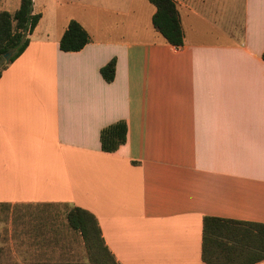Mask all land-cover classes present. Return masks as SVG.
Returning a JSON list of instances; mask_svg holds the SVG:
<instances>
[{
    "label": "crops",
    "instance_id": "1",
    "mask_svg": "<svg viewBox=\"0 0 264 264\" xmlns=\"http://www.w3.org/2000/svg\"><path fill=\"white\" fill-rule=\"evenodd\" d=\"M174 1L180 48L149 0H34L0 78V204L87 209L121 264H207L206 216L264 223V0ZM72 20L90 42L66 52ZM121 120L127 142L103 151Z\"/></svg>",
    "mask_w": 264,
    "mask_h": 264
},
{
    "label": "trees",
    "instance_id": "2",
    "mask_svg": "<svg viewBox=\"0 0 264 264\" xmlns=\"http://www.w3.org/2000/svg\"><path fill=\"white\" fill-rule=\"evenodd\" d=\"M157 10L153 24L167 42L177 48L185 43L180 13L174 0H149ZM34 13V0H21L19 8L11 13L0 11V61L4 69L20 57L31 42V34L41 20ZM90 42L83 25L72 20L60 40L66 52L80 51ZM8 54V55H7ZM7 55V56H6ZM264 58V53H263ZM116 59L101 68L107 82L116 77ZM128 124L115 122L101 131V145L105 152H115L127 142ZM68 220L72 228L83 236L93 264H121L111 252L102 234L97 216L79 206H71ZM202 258L207 264H256L264 260V223L206 216L203 227Z\"/></svg>",
    "mask_w": 264,
    "mask_h": 264
},
{
    "label": "rangeland",
    "instance_id": "3",
    "mask_svg": "<svg viewBox=\"0 0 264 264\" xmlns=\"http://www.w3.org/2000/svg\"><path fill=\"white\" fill-rule=\"evenodd\" d=\"M16 1L11 13L20 6ZM69 209L66 204H0V264H93L83 236L69 223Z\"/></svg>",
    "mask_w": 264,
    "mask_h": 264
},
{
    "label": "water",
    "instance_id": "4",
    "mask_svg": "<svg viewBox=\"0 0 264 264\" xmlns=\"http://www.w3.org/2000/svg\"><path fill=\"white\" fill-rule=\"evenodd\" d=\"M7 55H8V54H7ZM7 55H6V56H7Z\"/></svg>",
    "mask_w": 264,
    "mask_h": 264
}]
</instances>
